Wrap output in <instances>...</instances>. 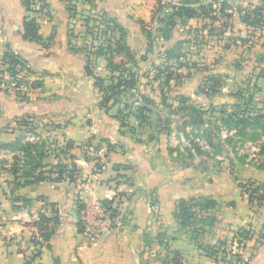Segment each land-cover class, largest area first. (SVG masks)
Masks as SVG:
<instances>
[{"label":"crops","instance_id":"crops-1","mask_svg":"<svg viewBox=\"0 0 264 264\" xmlns=\"http://www.w3.org/2000/svg\"><path fill=\"white\" fill-rule=\"evenodd\" d=\"M147 1L154 3L151 11L150 4L145 5ZM208 1L211 0H204ZM224 1L232 8L231 35L237 34L236 41L225 49V52L232 51L231 59L227 58V62L222 58L217 63H210L209 58L208 63L198 64L190 78H195V94L181 89L176 81H170V86L166 87L167 102L173 105L172 108L178 106L179 97H186L188 103L193 102L203 111L202 124L207 119V108L198 104L207 102L218 106L244 101L236 94L239 91L224 94L225 87L220 89L222 93L202 92L200 86L210 75H220L234 87H252V102L262 107L264 113V79L257 78L263 66L259 59L264 54V38L255 33L256 42L248 41L249 28L233 8L235 5L260 4L261 0ZM47 3L48 18L40 19V34L51 40L44 46L23 39V22L28 11L22 0H0V59L7 50H13L31 69L25 73L26 84H21L18 89L22 95L17 93L18 90L0 86V144L9 145L0 148V264H26V261H31L30 264H165L166 253L174 251L181 253L184 264H224L221 255L211 256L205 247L231 239L239 228L253 232L252 239L240 251L247 264H264V207L250 203L242 196L240 187L244 180L264 182V166L241 163L231 155L218 158L212 164L204 157L207 153L199 144L195 145L196 153L190 154L191 160L184 162L165 145L163 134L152 140L144 137L138 131L134 117L130 118V125L136 128L122 126L120 119L115 117L116 108L107 112L98 105L100 94L94 79L86 72V54L70 48L71 18L66 2L47 0ZM99 4L102 13L116 18L126 28V41L138 62L149 64V68L141 73H151L154 65L163 64L157 51L185 41L190 25L196 27L209 20L203 16L179 19L171 37L158 38V50L148 51V37L139 20L149 24L155 0H99L97 8ZM128 5L135 7L140 15L134 19L131 16L130 23L125 20ZM149 20L156 24L155 19ZM184 29H188L185 34ZM245 39L247 42L243 44ZM150 54L155 55L153 60H150ZM94 72L107 77L105 58L96 61ZM144 79L142 93L153 94V99L161 100L159 83H153L156 91L152 93V85H145ZM37 80L42 85L32 88L31 82ZM219 92L220 95H216ZM190 118L187 113L183 117ZM23 120L30 122L42 139L49 140V154L44 160L47 169L60 160L66 161L67 157L60 149L69 140L75 142L70 153L76 157L85 177L89 170L82 145L87 141L110 145V162L99 176L86 182L81 189L69 180L17 186L12 167L15 157L21 153L19 144L30 141ZM186 124L185 129L195 126L192 118ZM170 126L172 129V123ZM52 177L55 178V174ZM199 197L214 199L216 207L200 212L193 225L182 226L176 215L178 203L182 199ZM17 198L30 202L23 204ZM110 198L116 200L114 228L97 240L87 238L79 229L81 203ZM50 204H54L58 212L59 223L49 246L36 248L35 241H31L33 229L41 216H52ZM19 216L22 220L15 219ZM209 216L216 219L211 225L204 221ZM24 250L33 254L37 250L41 255L28 260Z\"/></svg>","mask_w":264,"mask_h":264},{"label":"trees","instance_id":"trees-1","mask_svg":"<svg viewBox=\"0 0 264 264\" xmlns=\"http://www.w3.org/2000/svg\"><path fill=\"white\" fill-rule=\"evenodd\" d=\"M66 2L69 12L76 16L78 14L77 3L79 0H74L73 6ZM88 3H94V0H86ZM99 1V0H98ZM207 1V0H206ZM23 5L28 11V15L23 22V39L34 41L43 44L44 46L51 40V38L44 39L40 34V14L43 10L49 12L47 0H22ZM159 9L157 11L156 28L150 30L148 24L139 20L143 31L148 37L149 50H158V38L168 39L171 37L172 30L177 24L179 19H190L203 16L208 18L211 22L203 24L202 29L210 28V34L213 30L219 31L218 34L225 35L227 30L230 29L232 23L229 20L233 17V14L226 11L230 9L231 5L227 1L211 0L204 2V0H179L173 2L169 0L163 2L158 0ZM220 4L221 8L216 12L215 5ZM39 5V6H38ZM37 6L39 8H37ZM74 9V11H73ZM47 12V13H48ZM236 13L239 15L241 21L249 28L248 35H255V31L264 29V0H261L260 4H247L246 6L240 5ZM218 15L225 17L226 22L221 25L215 26L219 20ZM78 16V15H77ZM72 16L70 15V18ZM84 25L87 27L89 33L93 36L92 42L86 45V48H79L72 45L70 42V48L73 51H82L87 56L86 72L88 76L94 79V85L98 89L100 94V100L98 105L105 109L107 112L116 108V116L120 119L122 126L130 127V118L134 117L137 121V125L141 128L142 119H148V114H152V107L156 103V100L152 98L151 94L142 93L143 82L142 79L148 78L149 82L145 85L151 84V92L154 93L156 89L153 83L156 81L159 83L161 101L164 105L171 108L172 104L167 102L166 87L170 86V81L182 82V75L175 72V66H183L188 69H197V62H190L186 58V52L183 50V44L189 42V40L180 41L174 46L167 47L164 50H158L157 55L164 62L161 65H154V74H148V72L138 73V60L135 54L132 52L131 47L126 41V28L119 23L116 18L109 16L106 12L101 14H94L92 16L84 17ZM215 26V27H214ZM244 43L247 40H243ZM105 58L107 61V68L109 74L107 77L100 76L94 72V66L99 58ZM142 59H145L142 57ZM260 62L263 66L257 73V78L264 79V54L260 55ZM0 62L8 65V70L13 76L17 75L19 71L31 72L28 63L17 55L13 50H7L4 56L0 59ZM154 64V63H153ZM0 81V86H1ZM25 83L24 78L17 80V85ZM225 79L220 75H210L206 78L202 84V92L206 94H214L223 88ZM42 85L41 81L31 82L32 88H37ZM19 95L22 92L17 91ZM244 99V103L249 105L253 100V95L246 98V94L242 91L236 93ZM178 109L182 112H186L193 119L195 125H199L203 122V111L198 109L194 104L188 103V99L184 96L178 98ZM248 107V106H247ZM175 109V108H173ZM179 111V112H181ZM171 113V112H170ZM159 122H163L164 126L160 128L170 130L169 116H160ZM263 115L252 116L249 112V107L246 109V113L243 112L238 119L243 121H259L263 118ZM200 118V119H199ZM30 122L23 120L22 125L26 129L35 130V127ZM156 127V126H155ZM152 126V128L155 129ZM132 130L136 128L131 126ZM28 131V130H27ZM90 141H87L82 146H90ZM7 144H0V148L8 147ZM75 147V142L69 140L60 149V152L66 155V161H59L51 169H47L48 164L44 163L45 158L49 154V148L45 142L34 143L25 142L19 144V151L23 153V160L20 156L15 157V163L12 167V173L15 176V184L17 186H25L43 181H63L69 180L74 183V179L81 174V168L76 163V157L70 153L71 149ZM55 174V178L52 175ZM251 184L256 183L259 186H264V182H258L248 180ZM243 186V184H240ZM256 190V189H254ZM22 203L30 202L27 199H19ZM105 202L111 203L105 200ZM217 202L210 197L190 198L188 200H180L177 206L176 215L181 221V225L188 227L196 223L198 220V214L205 210L214 209ZM52 208V216H41L39 222L36 224L40 240L35 241L37 245L49 246L51 236L59 223V215L54 207V204H50ZM20 207V206H19ZM17 206V208H19ZM258 207H264V194L258 196ZM81 208V205H80ZM114 215L117 211L114 209ZM204 221L208 224H213L216 221L214 216L207 217ZM79 229L82 231V222L79 220ZM194 232H198L196 229ZM253 232L251 229L239 228L237 229L231 239L221 240L215 246H206L205 251L211 256H222L224 264H247L240 251L245 247L247 241L252 239ZM161 237V236H160ZM236 248V251L234 249ZM39 250V249H38ZM41 255V252L37 251L32 259H35ZM31 261H26V264H30ZM168 264H184L183 258L180 252H172V256L169 259Z\"/></svg>","mask_w":264,"mask_h":264},{"label":"rangeland","instance_id":"rangeland-1","mask_svg":"<svg viewBox=\"0 0 264 264\" xmlns=\"http://www.w3.org/2000/svg\"><path fill=\"white\" fill-rule=\"evenodd\" d=\"M155 1L156 4L155 9H153V14H150V18H148V28L152 31L155 30L156 25L154 21L152 22V20L150 23L149 19L153 18L154 20L157 17L156 14L159 9L158 0ZM162 1L167 2L168 0ZM98 2V0H94V3H88L86 0H79V2L77 3V8L79 11L77 14L78 16H75L74 12H70V15L72 17L70 21L69 37L73 47L76 46L79 48H86V45L91 44L93 36L89 33L90 31H88L83 21L85 16H92L94 14L102 13V7H100V4L99 8H97ZM69 3L74 8V0H69L68 4ZM146 3L147 4L145 5L150 4L151 7L149 11H151L154 3H152L151 1H147ZM38 6L37 8H39ZM239 6L240 5H235L233 7L234 12H236ZM215 8L216 12H218L221 8L220 4L215 5ZM231 9H226V11L229 10L228 12H231ZM47 12L48 10H43L40 14V19L44 17L48 18ZM125 12V20L127 23H130L129 21L131 16L133 17V19L140 18V15H137L138 12H136L135 7L130 8V5H128L127 10ZM218 16L220 18H223L221 15ZM210 22V20H207V25H209ZM214 25L216 26L217 22L214 23ZM202 26L203 25H196V27L195 25L189 26V37L186 39L189 40V42H187V44L183 48L187 54V60H189L190 62H197V64L203 65L209 62V58H211L210 63H217L218 60L222 58H224L225 60H227V58L231 59L232 51L225 52V49L226 46H230V44L233 43V40L236 41L237 34L231 35V29H228V33L225 35L218 34L219 31L217 30H213L212 34H210V28L202 29ZM187 30L188 29H184V34L187 32ZM253 36L255 35H250L248 37V41L251 40L256 42L257 39L256 37L253 38ZM256 36H259V34H257ZM154 56L155 55L150 54V60H153ZM235 59L238 62L240 61V59ZM138 65V73H141V71H143L145 68H149V64L147 65V63H144L141 60H139ZM97 70L100 73L102 72V70H100L99 68H97ZM174 70L176 73L182 75V82L179 83L181 85V89H185L189 94H195L197 92V87L193 83V80L195 78L191 80L190 78L196 69L191 70L187 67L176 65ZM150 71L151 73L148 72V74L153 75V70L150 69ZM23 77H25V75ZM144 80L145 83L149 82L148 78H145ZM228 84L229 83L225 81V84L223 86L225 87V91H223L224 94H233L237 91H242L244 94H246V98L252 95V87L246 89L242 86L234 87L232 86V84ZM220 92L216 95H220ZM244 102L245 101H241V103L236 102L233 104L226 103L218 106L214 104H208L207 102H205V104H198L204 106V108H207V119L204 120L203 124L201 123L199 125H195L194 128L185 129L187 126L186 122L191 120V118L183 119L186 112H182L181 110H179L181 111L179 112L178 109L180 107H178L177 104V107L173 109L174 107L169 108L164 105L161 100H158L152 107V114H148V119H142V125L141 128H138V131H140L144 137H147V139L150 140L155 139L157 137L160 138V135L162 136L163 134V140L165 145H168L173 150L175 155H177L180 160L184 162H188L191 160L189 156L191 153H196L195 145L199 144L201 145V147L204 148V151L207 153L206 155L204 154V157H208L207 161L212 164H215V161L218 160V158H226V156L231 155L235 156V158H237L241 163L247 162L264 166V120L243 121L241 119H238L243 112L246 113V109L248 107L249 112L252 116H264V113L263 110H261L262 107H258L256 103L251 102L249 103V105H247ZM189 103L193 104V102ZM113 112L115 113V111ZM172 114H174L175 116L173 117ZM160 116H170V124L172 123L173 128L171 129V126H169L170 130L163 129V131H160L161 126H164L163 122H159V119L161 118ZM183 120H185V124L183 123ZM135 124L138 123L135 122ZM152 126H156L155 129L152 128ZM26 130H28L26 132L27 139L29 138V136L35 135V141L29 142L40 143L45 141L48 146L47 142L49 140L42 139V136H39L40 132L38 130L35 129L34 131L30 130L29 128ZM44 134L46 135V133ZM38 137H40L41 139L37 140ZM18 156H20L21 160H23L22 152ZM171 256L172 252L166 253V255L164 256L165 264L169 263V259Z\"/></svg>","mask_w":264,"mask_h":264},{"label":"built area","instance_id":"built-area-1","mask_svg":"<svg viewBox=\"0 0 264 264\" xmlns=\"http://www.w3.org/2000/svg\"><path fill=\"white\" fill-rule=\"evenodd\" d=\"M226 21L227 19L225 17H219L216 26L219 27L221 23ZM229 22L232 23V18L229 20ZM255 33L259 34V36L262 35L264 38V29H259L255 31ZM25 73L26 71L22 70L19 71L17 75L13 76L12 73L8 70V65L0 62V81L2 82L1 85H3L8 90L14 91L21 88L22 86L17 85V80L20 78H24L23 76L25 75ZM34 136H29L28 140L35 141ZM37 140H39V137L37 138ZM90 143V146L84 147V156L86 159L87 169L89 170L88 176L85 177L81 170V174H79V176L74 179V184L79 187V189L83 188L85 183L90 181L92 178H96L97 176H99L110 162V145L104 142L93 143L91 141ZM240 184L244 185V187L240 186L242 190V196L248 198L250 203H252L253 205L258 206V196L264 194V186H259L256 183L251 184L250 182H248V180H244ZM107 201H110L111 203L105 202V200H88L81 203V209L79 213L82 222V233L91 240H97L101 238L106 232H109L114 228L116 215H114L113 211L114 209L116 210L114 204L116 200L115 198H110L107 199ZM15 219L22 220L20 216L16 217ZM37 240H40V237L38 234L37 226L35 225L31 241L33 242ZM38 247L40 246L36 244V248ZM234 251H236V248L234 249ZM36 252L37 250H35V253ZM24 253L26 259L28 260H31L35 254H33V252L28 253L26 250H24Z\"/></svg>","mask_w":264,"mask_h":264},{"label":"water","instance_id":"water-1","mask_svg":"<svg viewBox=\"0 0 264 264\" xmlns=\"http://www.w3.org/2000/svg\"><path fill=\"white\" fill-rule=\"evenodd\" d=\"M76 218L78 219V215H76Z\"/></svg>","mask_w":264,"mask_h":264}]
</instances>
